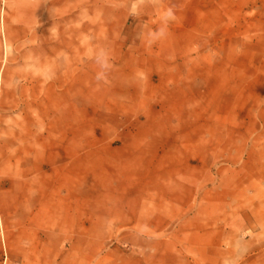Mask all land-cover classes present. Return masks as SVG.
<instances>
[{"label": "rangeland", "instance_id": "374dc122", "mask_svg": "<svg viewBox=\"0 0 264 264\" xmlns=\"http://www.w3.org/2000/svg\"><path fill=\"white\" fill-rule=\"evenodd\" d=\"M0 264H264V0H0Z\"/></svg>", "mask_w": 264, "mask_h": 264}, {"label": "bare ground", "instance_id": "6f19581e", "mask_svg": "<svg viewBox=\"0 0 264 264\" xmlns=\"http://www.w3.org/2000/svg\"><path fill=\"white\" fill-rule=\"evenodd\" d=\"M5 241V240H4ZM5 246V245H4Z\"/></svg>", "mask_w": 264, "mask_h": 264}]
</instances>
